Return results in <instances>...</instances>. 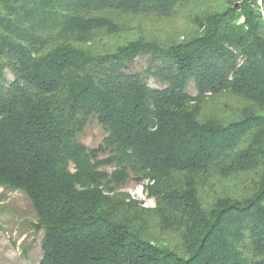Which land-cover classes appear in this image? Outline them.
<instances>
[{
  "label": "trees",
  "instance_id": "16d2710c",
  "mask_svg": "<svg viewBox=\"0 0 264 264\" xmlns=\"http://www.w3.org/2000/svg\"><path fill=\"white\" fill-rule=\"evenodd\" d=\"M191 1L0 0V184L31 201L39 264H264V0ZM184 11L174 39L132 33Z\"/></svg>",
  "mask_w": 264,
  "mask_h": 264
},
{
  "label": "rangeland",
  "instance_id": "374dc122",
  "mask_svg": "<svg viewBox=\"0 0 264 264\" xmlns=\"http://www.w3.org/2000/svg\"><path fill=\"white\" fill-rule=\"evenodd\" d=\"M232 3V4H229ZM240 0H193L187 6V13L195 9L224 10L227 6L239 5ZM263 12V3L258 2ZM264 15V14H263ZM240 22L245 20L241 12ZM138 24L133 27V32H139L147 37L159 40L171 37L174 39L177 34L189 32V18L185 11L164 19L157 16H136L134 19ZM140 21V23H139ZM264 21V19H263ZM187 27V28H186ZM131 35V34H130ZM144 63V61H142ZM11 75L9 82H13ZM247 103L237 96L215 97L212 101L202 106L206 114L218 116H230L234 107ZM257 110V109H256ZM103 138L101 128L96 123L87 126L82 141L89 147L97 146ZM149 183H142L128 189L129 198L137 202L140 207L153 210L157 203L155 198L148 194L145 186ZM37 215L27 195L16 189L0 184V264H39L41 260V239L42 234L35 232L33 223ZM158 232V231H155Z\"/></svg>",
  "mask_w": 264,
  "mask_h": 264
}]
</instances>
